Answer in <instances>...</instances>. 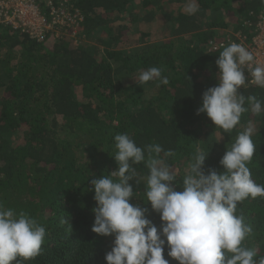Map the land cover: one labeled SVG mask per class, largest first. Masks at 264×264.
<instances>
[{"label":"trees","instance_id":"trees-1","mask_svg":"<svg viewBox=\"0 0 264 264\" xmlns=\"http://www.w3.org/2000/svg\"><path fill=\"white\" fill-rule=\"evenodd\" d=\"M71 1L83 15L80 35L93 43L36 41L0 24V202L46 229L40 254L11 264H106L114 236L92 231L90 181L117 169L116 134H128L142 148L172 150L166 163L180 191L197 146L209 153L205 173L222 172L227 147L251 125L256 150L247 166L254 182L264 185V114L243 113L229 132L205 113L197 115L203 92L218 83L215 61L223 47L214 45L228 31H251L262 0H197L194 15L184 12L185 0ZM169 7L175 8L158 41L133 30L140 18L150 22ZM150 67L161 69L168 84H141L139 72ZM240 92L264 101V89L249 80ZM135 167L139 184L129 182L136 193L130 203L147 207V218L159 228L160 216L143 192L148 169ZM241 213L253 228L244 243L264 255V197L239 202ZM164 257L178 264L167 246Z\"/></svg>","mask_w":264,"mask_h":264},{"label":"clouds","instance_id":"clouds-1","mask_svg":"<svg viewBox=\"0 0 264 264\" xmlns=\"http://www.w3.org/2000/svg\"><path fill=\"white\" fill-rule=\"evenodd\" d=\"M198 11L197 0H185L186 14ZM215 63L218 83L203 92L197 115L205 113L216 127L229 132L240 123L243 113L264 114V101L240 92L249 77L252 84L264 89V62L242 44L232 42L223 47ZM138 79L141 84L169 82L158 67L141 70ZM253 132L249 125L237 134L219 161L222 172L209 169L205 173L203 165L209 153L197 146L180 191L174 183L175 170L166 163V158L174 155L172 150L160 144L142 148L128 134H116L113 157L117 169L90 181L96 202L92 231L114 236L105 254L106 264H169L164 257L166 246L167 256L178 264H264V255L258 256L256 249L244 243L253 228L242 213L237 214L239 202L264 197V185L254 182L247 166L256 150ZM141 163L148 169L143 192L160 216L159 228L147 218V207L130 203L136 193L129 182L135 179L139 184L135 166ZM45 236V227L36 219L0 202V264H11L18 257L34 259Z\"/></svg>","mask_w":264,"mask_h":264},{"label":"built area","instance_id":"built-area-1","mask_svg":"<svg viewBox=\"0 0 264 264\" xmlns=\"http://www.w3.org/2000/svg\"><path fill=\"white\" fill-rule=\"evenodd\" d=\"M255 18L252 32H228L214 48L236 42L264 62V9ZM82 20L80 9L73 7L71 0H0V24L19 30L36 41L48 39L53 42L71 35L78 36ZM248 80L251 83L250 77Z\"/></svg>","mask_w":264,"mask_h":264},{"label":"rangeland","instance_id":"rangeland-1","mask_svg":"<svg viewBox=\"0 0 264 264\" xmlns=\"http://www.w3.org/2000/svg\"><path fill=\"white\" fill-rule=\"evenodd\" d=\"M171 8H175V7H169V8H163L160 10V12L156 15V17L151 20L150 22H146L144 20H142L141 18L134 23L133 26V30H142V31H148L151 33V38L152 41H158L162 36H161V31L165 30V26H166V21L167 20H171V15L168 14V11H172ZM138 11V15L142 16L144 14L143 11H139V9L137 8ZM230 32V31H228ZM68 39H70L71 44H79V43H93L94 42V38L92 37H85L83 34L78 36H70ZM130 48V47H129Z\"/></svg>","mask_w":264,"mask_h":264}]
</instances>
